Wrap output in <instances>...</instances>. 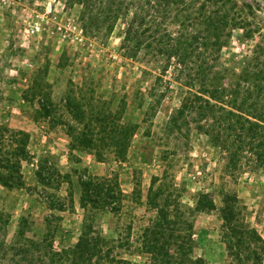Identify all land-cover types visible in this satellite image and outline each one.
<instances>
[{
  "label": "rangeland",
  "instance_id": "1",
  "mask_svg": "<svg viewBox=\"0 0 264 264\" xmlns=\"http://www.w3.org/2000/svg\"><path fill=\"white\" fill-rule=\"evenodd\" d=\"M205 1L185 0L176 8L186 9L192 20V10ZM236 1L246 5L243 15L256 30L253 38L245 40L240 38V29L233 30L229 46L222 50L221 62L238 71L253 54L254 46L259 42L264 45V0ZM80 11V4L70 5L65 0H0V122L28 134L30 155L22 162V186L0 184V211L8 215L5 241L14 240L19 221L26 218L28 237L42 239L48 234L56 250L74 246L85 216L79 180L85 173L93 174L113 180L122 197L119 212L103 208L93 217L95 228L107 241L105 264H148L149 258L138 250V243L129 245L126 237L132 235L131 242L137 239L153 215L146 204L148 189L152 178L168 168L171 179L184 188V204L193 205L198 191L213 194L217 208L194 218V255L210 264H228L231 258L222 240L218 209L223 192H236L245 222L264 237V168L244 169L233 177L225 171L226 160L220 149L193 125L188 137H167L164 124L181 96L177 82H170L165 100L145 123L147 89L154 82L159 63L148 61L144 54L137 60L122 56V34L134 10L117 22L112 33L102 37L83 34ZM191 20L185 23L191 24ZM161 22L177 34L180 24L172 15H163ZM34 76L49 84L46 89L52 98V113L48 117L38 112L37 99L25 98ZM164 78L171 79L172 70ZM235 81L228 75L224 82L230 85ZM255 82L254 87L264 86V79ZM68 96L83 103L92 116L107 120L110 128L111 108L122 106L124 119L136 124L124 161L115 160L111 147H105L99 158L95 150L75 143L71 127L80 130L84 122L78 124L73 119L66 104ZM41 165L57 168L50 186L40 182L38 173L50 177L39 169ZM51 202L65 204V210L51 207ZM111 245L115 246L112 251Z\"/></svg>",
  "mask_w": 264,
  "mask_h": 264
},
{
  "label": "trees",
  "instance_id": "2",
  "mask_svg": "<svg viewBox=\"0 0 264 264\" xmlns=\"http://www.w3.org/2000/svg\"><path fill=\"white\" fill-rule=\"evenodd\" d=\"M185 0H65L67 4H80L79 20L86 36L102 37L112 33L117 22L126 19L120 50L124 58L137 60L141 54L148 61L159 63L154 82L147 89V107L143 121L148 123L157 107L165 100L170 82H177L181 89L179 104L164 124L167 137H188L192 125L207 135L214 147L220 149L225 171L235 177L244 169L256 171L264 168V86L254 87L255 79H264V45L254 46L253 54L241 64L239 70L221 62L222 50L231 42L232 32L240 29V38L251 39L256 30L244 16L246 5L236 0H206L190 14L176 8ZM175 6V7H174ZM150 7V8H149ZM172 15L179 24L177 34L163 26L162 16ZM191 20V24L185 22ZM257 29V28H256ZM261 51V52H260ZM62 63L64 64V55ZM172 70V78L165 79ZM147 71V70H145ZM151 72V71H150ZM228 75L236 81L225 84ZM47 81L38 76L31 79L25 98L37 99L38 112L51 115V101ZM185 88L186 90H183ZM67 108L80 130L72 128L75 143L95 150L102 157V150L111 147L115 160L124 161L136 133V124L124 119L119 106L111 108L110 123L92 116L83 103L73 96L66 99ZM124 105H126L124 103ZM88 117L85 120V117ZM98 121L99 124H95ZM103 127V129H102ZM101 128V129H100ZM102 131L106 134L103 135ZM150 133V128L147 134ZM29 138L22 130H11L0 122V184L13 188L23 185L22 162L30 158L27 150ZM163 159H166L164 156ZM48 176L38 173L40 182L50 186L57 168L40 166ZM165 168L161 176L152 178L146 204L153 215L141 229L137 239L138 250L149 258L148 264H210L203 257L194 255V218L202 212L217 208L213 194L198 191L193 205L181 201L182 186L171 179ZM51 179V180H50ZM60 182V179L58 178ZM80 204L85 211L83 227L76 244L56 250L48 234L42 239L26 235L27 220L21 218L14 240L5 241L8 215L0 211V264H105L109 249L107 241L95 228L93 217L97 210L109 208L119 212L122 197L113 180L84 174L80 177ZM51 207L65 210L51 202ZM242 205L235 191L226 190L222 195L219 215L222 219V240L231 258L228 264H263L264 237L244 219ZM134 241V242H133ZM115 246L111 245V251ZM112 260V259H111ZM126 262L125 260H117ZM134 264V263H128Z\"/></svg>",
  "mask_w": 264,
  "mask_h": 264
}]
</instances>
